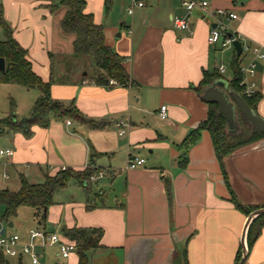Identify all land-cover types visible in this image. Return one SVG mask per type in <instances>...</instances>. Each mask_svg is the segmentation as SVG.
Listing matches in <instances>:
<instances>
[{
  "label": "crops",
  "instance_id": "obj_1",
  "mask_svg": "<svg viewBox=\"0 0 264 264\" xmlns=\"http://www.w3.org/2000/svg\"><path fill=\"white\" fill-rule=\"evenodd\" d=\"M85 1V11L104 26L107 44L124 57L136 82L133 87L97 85L92 72L57 71V56L73 55L74 36L60 25L66 10L49 11L51 0H0V18L28 50L33 69L45 80L55 77L52 97L102 124L92 128L62 118L47 128L33 126L30 135L8 132L7 148H13L14 155L7 160L19 180L23 175L31 183H42L45 173L54 174L62 166L104 172L91 181L90 190L87 183L72 181L58 191L45 220L33 209L37 227L64 237L66 228H101L100 243L113 253L116 264H179L184 251V264H237L248 216L231 201V190L245 206L264 207V137L226 157L224 174L211 134L204 130L186 152L187 163L180 164L181 143L209 111L204 92L200 95L195 86L204 71L224 65L228 49L231 66L236 48L209 44L212 20L199 9L188 12L183 0H146L129 19L110 11L114 0ZM206 1L236 12L237 20H227L231 29L264 48V0ZM128 4L125 0L126 10ZM175 17H187L192 33L177 29ZM4 38L0 21V40ZM250 57L243 56L242 65ZM225 74L222 79L229 82L232 70L230 77ZM254 79L262 93L256 113L264 118V58L257 60ZM38 96L29 94L31 108ZM162 105H167L166 120L159 117ZM130 157L144 159L143 165L129 168ZM4 173L8 175L0 167L8 180ZM18 234L23 242L29 240V230ZM49 248L62 258L56 246L38 245L43 264ZM88 255L91 264L103 263L102 252L93 249ZM25 257H18L19 264ZM65 261L79 264V256L74 253ZM245 264H264V223Z\"/></svg>",
  "mask_w": 264,
  "mask_h": 264
},
{
  "label": "trees",
  "instance_id": "obj_2",
  "mask_svg": "<svg viewBox=\"0 0 264 264\" xmlns=\"http://www.w3.org/2000/svg\"><path fill=\"white\" fill-rule=\"evenodd\" d=\"M107 2L109 3V0ZM59 4L66 7L65 15L60 21L61 28L65 34L74 36L73 56L78 59L89 57L92 61L91 65L95 72L91 76V81L102 86L133 87L136 82L125 67L124 57L107 44L104 26L95 22L93 14L85 11L86 1L59 0ZM0 21L5 33V38L0 40V57H3L6 61L5 71H0V83L18 85L26 89H37L40 92L29 114L22 118H19L16 113L15 100L11 99L10 113L4 120L8 129L20 130L25 135H30L33 126L47 128L54 119L62 118L87 123L92 128L102 127V124L84 117L74 105L68 106L52 97L51 87L55 77L52 75L48 80H45L33 69L32 61L28 58V50L15 38L6 22L2 18H0ZM241 58L237 55L233 58L231 64L233 76L229 80V88L242 94ZM222 77L223 74L218 69L213 72L204 71L203 79L198 86H195V89L202 95L208 85ZM111 80H114L115 83L112 84ZM244 98L256 112L257 104L262 99V93L258 91L254 95L244 96ZM237 121L238 129L230 132L225 117L219 113L218 105L209 103L207 118L193 129L181 143L180 164L185 165L187 163L186 152L200 140L202 132L208 130L212 137L216 156L220 161L224 174H226L224 167L226 157L232 155L239 148L264 137V132L254 131L253 124L247 120L239 108H237ZM5 131L1 127L0 135L4 134ZM99 172L98 169L94 168H85L84 170L59 169L54 174L45 173L42 183H31L25 176L21 175L19 189L0 188V204L4 206L0 220L8 223L17 216L21 207H30L42 213L41 221H43L47 217L48 208L54 204V195L58 191L67 187L72 181L85 182L87 183L86 189L90 190L92 184L90 177L97 175ZM230 199L247 216L251 212L262 208L260 206H245L238 200L233 190H231ZM258 220L260 221L259 226L255 230L253 225ZM263 223L264 214L252 221L247 235L249 251L259 235ZM63 233L75 242L79 264H91L88 252L97 248H105L100 243L103 235L101 228L73 227L64 229ZM183 256L185 257V251ZM241 257L242 246L238 253L237 263ZM0 264H9L2 251H0Z\"/></svg>",
  "mask_w": 264,
  "mask_h": 264
},
{
  "label": "built area",
  "instance_id": "obj_3",
  "mask_svg": "<svg viewBox=\"0 0 264 264\" xmlns=\"http://www.w3.org/2000/svg\"><path fill=\"white\" fill-rule=\"evenodd\" d=\"M146 5V0H129L127 6V14L133 15L136 8H141ZM182 5L188 12L194 9H199L205 16H208L212 20V26L210 28L208 42L211 45H219L221 48L234 47V41L238 40L242 44L241 57L251 56L246 65H241V71L243 73V79L241 84L243 85L242 95L252 96L257 93L258 84L254 79L256 73L257 60L264 58V48L262 45L255 42L245 40L236 31L232 30L228 25L227 20H237L238 14L233 10L224 8H213L211 4L206 0H183ZM174 26L179 29L192 33V24L187 17H175L173 18ZM127 33H132V28H127ZM232 35V37H231ZM220 73L226 72V67L220 65L218 67ZM112 84L114 80L110 81ZM159 117L162 120L168 118L167 105H162L159 110ZM124 130L121 131V134ZM14 155L13 148L0 149V157L11 158ZM144 159L139 157H130L128 161L129 168H137L143 165ZM67 166H62L60 169L66 170ZM104 176V172L100 171L97 175L90 177L92 182ZM4 177L8 178V175L4 173ZM40 242V243H39ZM56 246L59 249V254L65 260H69L74 253H77V246L74 241L64 237L60 233L47 232L41 227L31 228L29 230V240L22 241L21 235L18 233L0 234V251L3 255L11 257L29 256L33 264H43L40 261V254L37 251V246Z\"/></svg>",
  "mask_w": 264,
  "mask_h": 264
},
{
  "label": "rangeland",
  "instance_id": "obj_4",
  "mask_svg": "<svg viewBox=\"0 0 264 264\" xmlns=\"http://www.w3.org/2000/svg\"><path fill=\"white\" fill-rule=\"evenodd\" d=\"M114 1L115 2L110 11L111 12L113 11L118 18L124 17L129 19L131 15L129 16L127 14L126 7L124 6L125 0H114ZM46 8L52 12H60L62 10H66V7L59 4V0H51V2H49L46 5ZM136 11L137 9L135 10V12ZM231 52L232 49H228L227 55L225 56L224 61H222V63H224V65L226 66V74H225L226 77H230L231 75V66L229 63L230 61L229 59L231 58ZM90 64H92V61L89 57L78 59L75 58L73 55H68L63 53L61 56L58 55L55 60V66L57 71L60 68L63 70L67 68L72 71L76 70L77 73L78 72L81 73L82 71L88 72L89 76L91 72L92 73L95 72V69H93L92 71V69L89 67ZM243 65H246L245 61ZM37 92L40 94L39 90L37 89H26L18 85H9V84L0 83V122H1L0 128L2 127L6 130L4 134L0 135V149H5L8 147L7 134L8 132H10V129H8V126L4 122V120L5 117H7L8 114L10 113L11 99L15 100L16 113L20 118H22L27 116L31 109V106H29V98H28L29 94H33ZM0 167L5 169L9 175V179L7 180V179H3L2 175L0 174V187L9 188L11 190L19 189L20 186L19 174L12 168L10 159L7 160L6 157H0ZM3 210H4V206L0 204V216L3 213ZM32 212L33 209L30 207H21L18 211L17 216L11 220L14 224L13 226L9 227L7 223L4 222V227L6 226L7 234L26 233L31 228L37 227L38 224L36 220H33ZM259 222L260 221L258 220L254 223L253 229L256 230L258 228ZM94 251H100L104 254L102 264H116L114 261L113 253L110 250L104 248H97L94 249ZM55 253H56L55 248H49L47 250V255L45 257L46 264H57V262H59L60 264L66 263V261L63 258L56 257ZM6 259L9 264H19L18 257L6 256ZM178 260H179V264H184L183 253L179 254ZM23 264H31L27 256L25 257Z\"/></svg>",
  "mask_w": 264,
  "mask_h": 264
},
{
  "label": "water",
  "instance_id": "obj_5",
  "mask_svg": "<svg viewBox=\"0 0 264 264\" xmlns=\"http://www.w3.org/2000/svg\"><path fill=\"white\" fill-rule=\"evenodd\" d=\"M234 47L237 50V56H240L242 53L241 42L238 40L234 41ZM5 68L6 61L3 57H0V71L4 72ZM228 87V81L222 78L216 79L205 88L202 98L208 103H216L218 105L219 113L225 117L230 132H234L238 129L237 108H239L247 120L253 124L254 131L264 132V118L250 107L242 95L231 90L227 91ZM263 214L264 207L259 208L248 215L241 238L242 257L237 264H245L249 254L247 242L249 227L256 217ZM9 226H13L12 221L9 222ZM5 231L6 228L2 226V222L0 221V234H4Z\"/></svg>",
  "mask_w": 264,
  "mask_h": 264
}]
</instances>
